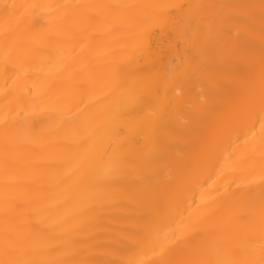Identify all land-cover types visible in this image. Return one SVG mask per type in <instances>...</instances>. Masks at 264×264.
I'll return each mask as SVG.
<instances>
[{
    "label": "bare ground",
    "instance_id": "bare-ground-1",
    "mask_svg": "<svg viewBox=\"0 0 264 264\" xmlns=\"http://www.w3.org/2000/svg\"><path fill=\"white\" fill-rule=\"evenodd\" d=\"M0 264H264V0H0Z\"/></svg>",
    "mask_w": 264,
    "mask_h": 264
}]
</instances>
